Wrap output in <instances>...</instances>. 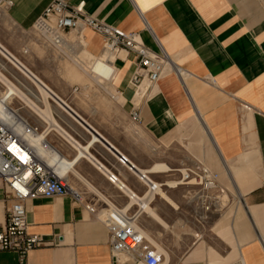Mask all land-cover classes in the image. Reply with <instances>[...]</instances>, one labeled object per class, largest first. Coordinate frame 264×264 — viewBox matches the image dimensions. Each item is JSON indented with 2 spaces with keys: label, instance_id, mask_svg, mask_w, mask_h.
Returning a JSON list of instances; mask_svg holds the SVG:
<instances>
[{
  "label": "crops",
  "instance_id": "1",
  "mask_svg": "<svg viewBox=\"0 0 264 264\" xmlns=\"http://www.w3.org/2000/svg\"><path fill=\"white\" fill-rule=\"evenodd\" d=\"M4 1L12 26L33 34L23 51L32 70L1 47L80 118L69 115V131L56 121L62 134L47 140L73 162L68 180L83 202L69 195L27 202L29 232L47 244L24 260L0 252V264H115L109 230L86 204L159 220L161 246L144 232L162 249L161 264H264V0H65L168 54L172 66L142 104L131 84L135 53L110 59L103 36L90 28L68 31L60 48L45 46L33 25L53 0ZM98 61L111 62L110 78L94 74ZM78 90L90 93L86 112L72 105ZM193 169L215 174L216 187L179 183ZM6 197L0 181V223ZM119 264L144 262L124 252Z\"/></svg>",
  "mask_w": 264,
  "mask_h": 264
},
{
  "label": "built area",
  "instance_id": "2",
  "mask_svg": "<svg viewBox=\"0 0 264 264\" xmlns=\"http://www.w3.org/2000/svg\"><path fill=\"white\" fill-rule=\"evenodd\" d=\"M9 5H11L10 1L0 0V9ZM81 28H90L102 35L105 51L114 54L116 58L121 57L123 53H135L137 65L131 84L136 89V97L144 82L149 86L147 94L141 99V104L148 98L152 88L156 86L169 65L172 66L168 54L162 48L160 51H153L143 45L134 33H125L115 27L102 24L72 9L65 0H53L33 25L38 41L54 48L62 47L65 33ZM0 103L3 104L0 109V181L7 195L6 217L5 221L0 223V252H14L24 260L30 251L47 244L44 237L29 232L27 202L38 198L69 195L76 202L82 203L83 198L81 193L69 183L71 162H66L67 173L61 175L56 170L62 163L60 159L52 164L43 161L24 135L17 132L18 126H21L25 133L41 132L39 128L31 125L5 101L0 100ZM141 104L135 100L136 108L131 115L135 123L140 118ZM52 149L50 150L55 153ZM119 161L126 165L128 158L121 155ZM133 167L131 165L130 169L132 170ZM140 177L146 183H152L147 174L140 173ZM216 178L215 174L205 169H193L181 172L179 183L211 190L216 187ZM110 180L115 183L119 178L113 174ZM85 206L89 212L98 214L106 224L115 264H119V255L124 252L136 253L144 264L162 263V253L152 244L144 230L135 225L136 213L130 214L120 207L98 210L92 205Z\"/></svg>",
  "mask_w": 264,
  "mask_h": 264
},
{
  "label": "rangeland",
  "instance_id": "3",
  "mask_svg": "<svg viewBox=\"0 0 264 264\" xmlns=\"http://www.w3.org/2000/svg\"><path fill=\"white\" fill-rule=\"evenodd\" d=\"M5 10L0 9V44L4 46L6 49H8L11 53H13L22 63L27 65V67L32 70L34 64L31 58L29 57V60H27L26 55H24L23 51L25 49H29V47H26L25 40L28 38H32V33L30 31H24L21 29H17L9 22V20L5 16ZM34 31V30H33ZM32 34V35H31ZM36 35V34H35ZM37 38V37H36ZM20 49V51L23 53L21 57L17 55V51ZM3 53V54H1ZM30 56L27 55V57ZM26 58V59H25ZM13 63V64H12ZM68 62H66L67 64ZM16 64L15 61L8 58V56L5 54V52L0 49V74L9 79V81L17 88H19L22 92H24L25 97L29 101H32V103L36 102L33 100L34 98L31 96V93L36 95V97H39V86L38 83L27 73H24L23 70ZM56 79H60V77H54ZM88 82V81H87ZM87 82H74L77 84V87L79 88L81 85L83 86ZM36 84V85H35ZM56 86L60 85L59 81L55 83ZM5 91V86H3L0 83V95ZM90 93L88 92H80L79 90L76 93V97H79L76 99V102L72 105H74V109L78 112H81L83 110L86 112L87 110L86 103L84 100H86L87 96ZM41 96L38 98L40 99ZM55 100V101H54ZM41 98L39 105L45 109L44 116L45 118L53 123V120L51 116L54 118L55 121L59 123L61 127H63L66 131H69L68 126H73V123L68 122L72 121L70 119V113L64 109H62L59 104L58 100L54 98ZM68 102L71 100L70 98L67 99ZM66 100V101H67ZM45 101V102H44ZM72 102V101H71ZM11 107L16 109L19 114L26 119L31 125H34L35 127H38L41 132H44L46 128L50 129L47 136L49 141L52 143L51 139L55 137L56 134H62V131L59 128H53L54 130H51L52 127H49L47 124L43 122V117L39 115L38 113L35 114V112L31 111V105L23 102L19 98L12 99L10 101ZM33 112V113H32ZM65 123H63V122ZM47 139V137H46ZM191 187H197L198 189H202L201 186L197 185H191ZM75 188L76 185H74ZM158 205H160V200H158ZM137 225L142 228L144 231H146L152 240L161 246V227L159 224V220L154 221L151 218H139L137 220ZM169 253V252H168ZM170 255V253H169Z\"/></svg>",
  "mask_w": 264,
  "mask_h": 264
},
{
  "label": "bare ground",
  "instance_id": "4",
  "mask_svg": "<svg viewBox=\"0 0 264 264\" xmlns=\"http://www.w3.org/2000/svg\"><path fill=\"white\" fill-rule=\"evenodd\" d=\"M64 45V42L62 44V46ZM0 49H2L5 54L8 56L9 59L13 60L8 54L7 52L1 47L0 45ZM108 55L110 56V59H113V56L114 54L110 53V52H107ZM3 54V53H1ZM15 61V59L13 60ZM16 62V61H15ZM13 64V63H12ZM17 64V63H16ZM19 66V65H18ZM20 67V66H19ZM21 68V67H20ZM23 68V66H22ZM21 68V69H22ZM24 73H27L29 75V77H31L32 79H34V82L36 81L38 83V86H39V95L41 96V98L45 99V98H54L57 99V97L55 95H53V93L50 92V90L46 87H44L42 85V83H40L37 79H35V77L32 76L31 73H28V71L23 68L22 69ZM21 70V71H22ZM25 70V71H24ZM94 74L95 75H98V74H102V77H106V78H110L113 74V68L111 66V62H105V63H102V61H98L97 62V65L94 67ZM0 83L5 86V91L3 93H1L0 95V100H3L6 102V104L10 105V101L12 99H15V98H19L20 100H22L23 102L31 105V111L38 113L39 115H41V117H43V122L45 124H47L49 127H52L51 130H54L53 128H60L57 124V122L54 120V118L51 116L52 120H53V123L50 124L51 122H49L45 116H44V111L45 109H43L39 103H40V99H38L39 97H36V95L32 94L31 93V96L34 98L33 100H35L36 102L32 103V101H29L27 98L29 97H25L24 95V92H22L19 88L15 87L10 81L9 79H7L6 77H4L3 75L0 74ZM36 85V84H35ZM148 83L147 85L144 87V91H140L139 92V95L141 97H144L147 93V90H148ZM31 99V98H29ZM59 101V99H57ZM55 101V100H54ZM45 102V101H44ZM60 102V101H59ZM61 106V104H59ZM3 107V104L0 103V109H2ZM62 109L65 110V108H63L62 106ZM32 112V113H33ZM50 131V129L46 128L44 132H37V133H30V131H28V133L25 131L23 132V128L21 126H18L17 127V132L21 133L24 135V137L26 138V140L28 141V143L30 145H32L36 150H37V153H38V156L43 160L45 161L46 163H49V164H52V163H55V161L57 159H60V161H62V163H60L58 165V168L56 169L57 172L59 174H66L67 173V166H66V162H69L67 161L65 158H63L60 154H58L54 149H52V146L49 144L48 140L46 139L47 137V134L48 132ZM95 140V138H94ZM49 146V147H48ZM50 149H52L55 153H53ZM82 154V153H81ZM59 157V158H57ZM73 162H71V165H72ZM143 174H146V173H143ZM174 184V183H173ZM123 187V186H122ZM161 191V190H160ZM161 193V192H160ZM137 225V224H135ZM153 244V243H152ZM161 253L162 255L163 254V251L162 249L153 244ZM163 260V259H162Z\"/></svg>",
  "mask_w": 264,
  "mask_h": 264
},
{
  "label": "water",
  "instance_id": "5",
  "mask_svg": "<svg viewBox=\"0 0 264 264\" xmlns=\"http://www.w3.org/2000/svg\"><path fill=\"white\" fill-rule=\"evenodd\" d=\"M64 107L66 108V110L73 116L76 117L78 119H80L70 108H68L67 106L64 105ZM88 129L92 130L88 125H86ZM92 132H94V134L97 135V133L95 131L92 130ZM98 136V135H97ZM109 146V145H108ZM109 148H111V146H109Z\"/></svg>",
  "mask_w": 264,
  "mask_h": 264
}]
</instances>
